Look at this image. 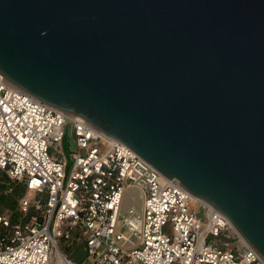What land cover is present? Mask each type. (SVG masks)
Wrapping results in <instances>:
<instances>
[{"label":"water","instance_id":"95a60500","mask_svg":"<svg viewBox=\"0 0 264 264\" xmlns=\"http://www.w3.org/2000/svg\"><path fill=\"white\" fill-rule=\"evenodd\" d=\"M0 77L176 179L264 262V0H0Z\"/></svg>","mask_w":264,"mask_h":264},{"label":"built area","instance_id":"2783aa9c","mask_svg":"<svg viewBox=\"0 0 264 264\" xmlns=\"http://www.w3.org/2000/svg\"><path fill=\"white\" fill-rule=\"evenodd\" d=\"M0 172L5 195L24 191L14 208L0 201V264H53L56 252L65 264H264L248 246L221 243L229 221L176 179L1 77Z\"/></svg>","mask_w":264,"mask_h":264},{"label":"rangeland","instance_id":"374dc122","mask_svg":"<svg viewBox=\"0 0 264 264\" xmlns=\"http://www.w3.org/2000/svg\"><path fill=\"white\" fill-rule=\"evenodd\" d=\"M71 146H72V144H71ZM7 184H8V180L5 178V175L0 172V201H1L3 207H13L14 208L15 201L20 197V196H18V194L20 191H23V189L20 186H14L12 193L5 195L4 191L6 189ZM23 194H24V192H23ZM201 216L202 215L200 214V217ZM226 237H229L230 239L227 240ZM240 239H242V238L231 227L229 228L228 232L224 233L220 238L221 243L227 242L228 247L233 248V249H236L237 247H239V248L242 247L243 244H241ZM132 241L136 242V240L134 238L132 239ZM211 241L214 244H218L220 242L217 240H211ZM60 246H61L62 252L66 253V254L70 253L74 249V247L66 248V245L64 243H60ZM82 259H83V257H81V256H79V258H73V260L76 262L79 260H82ZM53 262H54L53 264H55L54 258H53Z\"/></svg>","mask_w":264,"mask_h":264},{"label":"bare ground","instance_id":"6f19581e","mask_svg":"<svg viewBox=\"0 0 264 264\" xmlns=\"http://www.w3.org/2000/svg\"><path fill=\"white\" fill-rule=\"evenodd\" d=\"M197 208V207H196ZM230 227L232 229H234L231 225ZM235 230V229H234ZM240 236V235H239ZM242 238V237H241ZM241 240V244H243L242 246H248L247 243L243 240V239H240ZM249 247V246H248ZM54 260H55V264H65L64 263V260H63V256L61 255V253L59 252H56L54 253Z\"/></svg>","mask_w":264,"mask_h":264},{"label":"trees","instance_id":"16d2710c","mask_svg":"<svg viewBox=\"0 0 264 264\" xmlns=\"http://www.w3.org/2000/svg\"><path fill=\"white\" fill-rule=\"evenodd\" d=\"M23 192H24V191H20L19 194H18V196H21V195L23 194Z\"/></svg>","mask_w":264,"mask_h":264}]
</instances>
